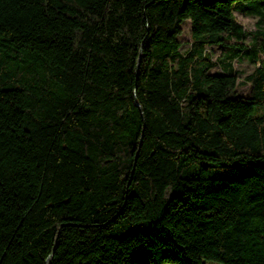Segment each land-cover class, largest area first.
<instances>
[{
  "label": "trees",
  "instance_id": "obj_1",
  "mask_svg": "<svg viewBox=\"0 0 264 264\" xmlns=\"http://www.w3.org/2000/svg\"><path fill=\"white\" fill-rule=\"evenodd\" d=\"M236 11L264 0H0V264H264V28Z\"/></svg>",
  "mask_w": 264,
  "mask_h": 264
},
{
  "label": "rangeland",
  "instance_id": "obj_2",
  "mask_svg": "<svg viewBox=\"0 0 264 264\" xmlns=\"http://www.w3.org/2000/svg\"><path fill=\"white\" fill-rule=\"evenodd\" d=\"M236 20L238 23L243 25L244 29L249 33L248 36L240 42L243 45H250L253 42V38L255 33L261 29L264 28V21H261V19L258 16L248 15L240 11L235 12ZM183 34L180 37L181 41L183 42V51L187 50L190 46L191 42V33H190V22H185L183 26ZM236 39L233 38L230 41V44H235ZM229 46H213L211 48V53L213 59L216 61L217 59H220L221 57H224L228 52ZM259 58L261 60H264V54L259 53ZM258 63L252 62L247 57L243 59H235L233 61L234 69L238 73L239 81H242L246 75L251 73L258 65ZM221 67L220 65H217L212 71H220ZM238 90L243 95H248L250 86L245 85H239ZM206 264H221L216 261H206Z\"/></svg>",
  "mask_w": 264,
  "mask_h": 264
}]
</instances>
